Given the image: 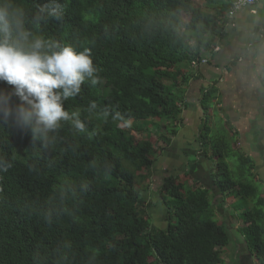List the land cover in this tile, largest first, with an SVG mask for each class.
<instances>
[{"label": "trees", "instance_id": "16d2710c", "mask_svg": "<svg viewBox=\"0 0 264 264\" xmlns=\"http://www.w3.org/2000/svg\"><path fill=\"white\" fill-rule=\"evenodd\" d=\"M203 1L211 12L196 0H0L23 10L28 44L42 39L87 49L98 78L96 84L86 78L79 93L62 99L70 118L44 138L20 119L19 109L28 106L14 87L0 82V264H223L230 239L225 223L215 221L211 191L185 192L175 178L164 180L156 201L167 211V226L154 227L146 195L155 141L143 127L134 130L144 135L140 140L118 127L178 121L177 83H188L191 63L224 40L235 19L237 0ZM217 94L214 84L203 96L208 121ZM208 135L205 127L202 137ZM224 140L202 141L217 162L212 177L224 203L225 194L235 199L238 234L264 264L257 163L237 141ZM226 160H236L237 173ZM140 179L147 186L139 187Z\"/></svg>", "mask_w": 264, "mask_h": 264}, {"label": "clouds", "instance_id": "9594fccd", "mask_svg": "<svg viewBox=\"0 0 264 264\" xmlns=\"http://www.w3.org/2000/svg\"><path fill=\"white\" fill-rule=\"evenodd\" d=\"M238 1L239 0L235 2L233 7ZM243 9H251L250 13L252 14V11H255L256 14L252 15H257L255 6L241 8L235 12L232 18H230L231 21L234 19L235 15ZM24 24L25 21L23 10L13 7V5L9 2L0 3V82H6L8 85L14 87L15 94L28 106L21 107L19 109L20 119L25 124L33 125V131L38 138H44V134H46L49 130L57 127L59 121L68 120L70 118L69 114L63 109L62 99H67L68 97L74 96L79 93L81 90V85L85 82L86 78L91 79V82L93 84H96L98 82V78L95 76L96 69L93 66L90 52L87 49H85L83 52H77L72 47L61 48L58 44H48L42 39H36L34 43L28 44L27 42L30 33L25 30ZM45 49L47 50L45 51ZM216 50L219 51V48H217ZM239 62H241V60ZM193 63L197 64L196 68L192 66ZM208 63L209 59H204L202 57L201 59L193 61L189 68V70L193 72V74L189 75L190 80L199 67L206 66L208 65ZM220 82H223V80H221ZM188 83L186 85L179 84L182 97L178 100V105L181 108V113L179 115L178 121H173L170 123L168 120H151L153 121L151 122L152 126L148 128H146V122L140 121H137L140 123V126L137 124V122H134L136 123L134 125H130V122L132 121H129L127 124H118L123 126H130L128 129L121 128L119 126L118 127L127 132L130 130V134L135 135L138 140L143 138L144 135L142 133L136 135L134 131L136 127L141 128L142 126H145L141 128L143 131H145L146 129L147 133L150 130V132L153 133H151V137L153 138V141H155L153 149L157 153L155 156V165L151 169L152 181L150 182V184L149 182L147 183L149 185V188H151L150 194L146 195L149 199H152L150 195L153 196V199H159V189L160 187H162L164 180L172 178L173 175H179V172H177V174L171 175L169 174V172H163L164 180L162 181L157 191L154 189V184H157V179H153V172L163 160V152L173 146V144L180 137L179 134L182 131V129L181 131H179L178 128L181 127L183 123V112L186 108L185 101L187 96L186 86L188 85ZM214 84L216 83L210 84L208 88ZM179 88L177 86L174 89V94L177 96H179L180 94V91L176 92V90H178ZM206 90L204 94L206 93ZM204 94L202 93L198 100V108L201 113L200 127L203 128L199 130V127L196 130V137L194 138V142L195 145L197 144L199 146L201 155H204L205 160L209 164V167L211 169L210 178L212 179L214 184V186H212L215 187V189L218 191L220 199L223 202V196L219 193L218 188L215 186V179L212 177L215 171L214 160L210 159V152H208L207 154L205 153V148L202 145V141H211V139L209 138V121L204 118L203 109L201 107V102ZM220 106L222 107L221 104ZM221 107H219L218 105H214L213 109L215 111H220L218 108ZM211 118H213V115ZM75 123L76 127L83 129L84 125L82 123H80L78 120ZM228 124H231L229 120ZM205 127H208L209 129V135L207 138L202 137V134L205 131ZM154 128L157 130H155ZM171 128H173V130H176V134L170 137L168 133ZM232 135L234 136L233 132ZM167 140L168 143L165 142ZM171 161L174 160L171 159ZM169 164L171 165L170 161ZM194 165L195 163L193 161H187L186 167L188 168L184 172L192 178L193 182L196 183L199 188L202 187L211 191V187L203 186L201 182H199L200 179L194 178V176L191 174V167ZM221 207H223V204L221 205ZM165 223L167 226V222ZM165 228H163V230Z\"/></svg>", "mask_w": 264, "mask_h": 264}, {"label": "crops", "instance_id": "0c3cea01", "mask_svg": "<svg viewBox=\"0 0 264 264\" xmlns=\"http://www.w3.org/2000/svg\"><path fill=\"white\" fill-rule=\"evenodd\" d=\"M255 8L256 16L250 13L251 9L239 11L235 15L234 25L225 26L224 40L215 43L209 52L203 51L201 53V57L209 59V63L199 67L186 86V108L183 112L182 131L173 146L163 152V160L154 170L157 177L153 174V179H157V189L164 180L163 172H169L170 175L177 174V172L180 174L188 168L186 166L189 160L195 163L191 167V174L194 178L199 179L202 175H207L210 178L211 169L204 155H201L199 146L195 145V142L194 146H191V142L187 140L192 130L201 126L198 100L210 84L216 83L218 85L220 97L218 102L222 105L220 109L226 112L225 115L228 117L231 126L233 125L235 135L238 136H236L237 140H241L242 145L253 142L255 125L258 129V118L264 106V92H261L262 81H264V0ZM217 48L219 51L216 50ZM240 60L241 62H239ZM221 80L223 82H220ZM238 124L242 125V131L236 128ZM250 147L253 153L254 148ZM256 149L258 150L257 147ZM253 154L257 157L261 155ZM260 158L264 165V154ZM202 180H199L201 184L203 183ZM210 185L208 186L213 191L215 189L213 181ZM217 195L219 196L218 193ZM147 200H150V205L155 207L150 211V213L153 212L151 216L153 226L165 228L166 211L163 205L160 201H156V198L153 200L148 198Z\"/></svg>", "mask_w": 264, "mask_h": 264}, {"label": "rangeland", "instance_id": "374dc122", "mask_svg": "<svg viewBox=\"0 0 264 264\" xmlns=\"http://www.w3.org/2000/svg\"><path fill=\"white\" fill-rule=\"evenodd\" d=\"M196 5L200 6V8L206 12H211V10H209L206 7L205 2L203 0H196ZM188 19L189 18L187 16H182V20L184 22H187ZM187 74L191 75V74H193V72L191 70H189ZM262 85H263V88H262L261 92L263 93L264 92V81H262ZM177 86L179 88V86H180L179 82L177 83ZM180 90L181 89L179 88L178 90H176V92H178ZM217 96H218L217 99L215 100V102L212 105H216V106L218 105L219 107H221L220 103L218 102V99H220V97L218 94H217ZM181 97H182L181 91H180L179 96L175 95V98L177 100H179ZM218 109L220 111H218V110L215 111L213 114V118L209 119V124H208V126L210 128V137L209 138L212 139L214 142L225 139L224 141H226L229 144L237 141L238 144L235 145V147L237 149H240V150L245 149V152H247L248 155L252 156L253 158H257V159H255L256 161H258V162H256L258 164L257 165L258 167L256 170V173H257L256 174V181L260 182V185L262 186L261 187L262 194L264 197V175H263L264 165L262 164L263 161H261V158H260V156H263V154H264V106L262 107L260 116L258 118L259 119V127L257 129V125H255V129L253 132V142L254 143L252 142L253 144L249 143L248 145H246L247 143H243V145H242L237 140V137L235 136V133H236L235 130L232 128L231 124H228V117L225 115L226 112L221 111L220 108H218ZM134 124H136V123L130 122V125H134ZM137 124L139 125L140 123L137 122ZM118 126L121 128H126V129H128L130 127L128 125H126V126L118 125ZM212 126H214V127H212ZM142 127H145V126H142ZM202 128L203 127H200L199 130H201ZM236 128H238V130H241V131L243 130L242 125H239V124L236 126ZM155 130H157V129H155ZM178 130L181 131V127H179ZM196 130L197 129L194 128L192 130L191 135L187 138V140L189 142H191V146H194V138L196 136ZM150 131L146 134V136L152 133ZM172 131H173V128H171L169 133H168V135L170 137H171L170 134L172 133ZM232 132L234 133V136L232 135ZM250 146H252L254 148L253 153L261 154V155L259 157L254 155L251 152L252 148ZM246 147H247V150H246ZM256 147L258 148V150L256 149ZM158 151H160V150H158ZM214 163H215L214 165H215V169H216V163L217 162L215 159H214ZM226 163H228L231 167H232L233 163H235L234 167L232 168V171L234 173H237V171L234 170L237 167L236 160H233V161L226 160ZM259 163H261V164H259ZM153 173H154V176L157 177L156 173L155 172H153ZM214 173H215V171H214ZM172 178L176 179V183L178 185L182 186L183 190L185 192L200 191L201 190V189H199L198 185L193 182L192 178L189 175H187L185 172H182L181 174H179L177 176L173 175ZM198 178H199V176H198ZM147 179L151 182L152 176L150 175ZM199 179L200 180L203 179L202 180L203 186H206V185H207V187L211 186L210 185L212 182L211 178L207 177V175H202ZM159 180H160V178H159ZM136 184L139 187L147 186V185H145L146 183H144V181L142 182V179L137 181ZM154 189L157 191L156 184H154ZM217 193H218V191L216 189H213V191L210 192L208 197H210L211 205L213 204L214 206L219 207V208H217V211L215 213L216 214L215 221H217L219 223H223V222L225 223V225L227 226V233H228L229 239H230L229 246L224 248V250H223L224 253H222L223 264H258L256 259L254 258V256L250 255L248 253L242 236H240V234H238V231L242 228L243 223L238 218L239 213L233 209L234 206H232V205L235 202V199L232 198L231 195L225 194L226 203L224 204L221 201L220 196L217 195ZM214 194H215V197H214ZM150 196L153 197L152 195H150ZM260 196H261V194H260ZM147 203L150 205L151 204L150 200H147ZM222 204H223V207H221ZM149 207L147 209V212H148L149 216L151 217L153 212L150 213V211H151V209H153L155 207H152V208H149ZM242 208L243 207H240V209H242ZM171 221L173 223L176 222V220L174 218H171ZM150 223H152V219H151Z\"/></svg>", "mask_w": 264, "mask_h": 264}, {"label": "built area", "instance_id": "2783aa9c", "mask_svg": "<svg viewBox=\"0 0 264 264\" xmlns=\"http://www.w3.org/2000/svg\"><path fill=\"white\" fill-rule=\"evenodd\" d=\"M262 0H239L236 5L233 7V9L230 12V18H232V16L235 14V12L241 8H247V7H254L256 6L258 3H260ZM252 14H256L255 11H252ZM205 63V62H203ZM192 66L194 68L197 67L196 63H193Z\"/></svg>", "mask_w": 264, "mask_h": 264}]
</instances>
